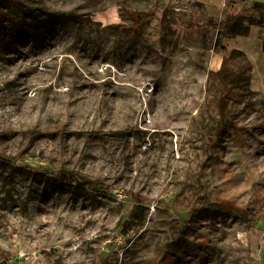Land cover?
Instances as JSON below:
<instances>
[{"label": "rangeland", "instance_id": "1", "mask_svg": "<svg viewBox=\"0 0 264 264\" xmlns=\"http://www.w3.org/2000/svg\"><path fill=\"white\" fill-rule=\"evenodd\" d=\"M255 3L0 0L39 20L0 40V264H264ZM230 15L248 32L203 26Z\"/></svg>", "mask_w": 264, "mask_h": 264}, {"label": "trees", "instance_id": "2", "mask_svg": "<svg viewBox=\"0 0 264 264\" xmlns=\"http://www.w3.org/2000/svg\"><path fill=\"white\" fill-rule=\"evenodd\" d=\"M251 11L257 12V13H262L264 11V5L261 3H255L251 7ZM67 14H58L59 19L66 18ZM243 19L239 15H230L224 22L221 23H206L203 24V26L209 28V29H218L221 34L226 35L229 37L230 35H244L245 33L248 32V27L242 25ZM39 20H31L27 21L24 19H21L20 17H17L15 15H12L8 13L7 11H4L3 9H0V40L3 39H11V38H16L23 40L27 38L32 31L39 26L38 24ZM235 53V52H233ZM242 56H245L244 53H240ZM234 54H232V57L230 59H233ZM227 67H224L220 72L221 80L223 83H226L230 88L229 89H224L221 92V99L227 97L231 89L236 87L239 83V79H231L227 80ZM3 161H5L3 159ZM10 165L15 167V164L11 161H7ZM38 171L33 172L34 175H40L38 174ZM41 177H45L42 176ZM58 178L52 177V178H46L45 179L51 183L57 184L61 186L62 188L71 190V191H77V187L75 183L78 184H89L92 187H98V184L88 180L86 177L81 176L77 173L68 171V170H63L61 169L58 171ZM63 180H66L64 182ZM137 211V209H136Z\"/></svg>", "mask_w": 264, "mask_h": 264}]
</instances>
